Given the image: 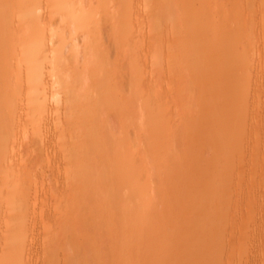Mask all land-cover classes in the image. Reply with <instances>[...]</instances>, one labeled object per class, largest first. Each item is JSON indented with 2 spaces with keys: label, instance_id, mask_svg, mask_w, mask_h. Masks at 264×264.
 <instances>
[{
  "label": "rangeland",
  "instance_id": "rangeland-1",
  "mask_svg": "<svg viewBox=\"0 0 264 264\" xmlns=\"http://www.w3.org/2000/svg\"><path fill=\"white\" fill-rule=\"evenodd\" d=\"M0 264H264V0H0Z\"/></svg>",
  "mask_w": 264,
  "mask_h": 264
}]
</instances>
